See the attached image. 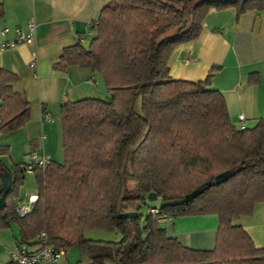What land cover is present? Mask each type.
Instances as JSON below:
<instances>
[{
	"label": "trees",
	"instance_id": "16d2710c",
	"mask_svg": "<svg viewBox=\"0 0 264 264\" xmlns=\"http://www.w3.org/2000/svg\"><path fill=\"white\" fill-rule=\"evenodd\" d=\"M226 8L237 15L260 12L264 0L107 1L89 27L88 43L79 37L64 47L53 68L90 67L108 97L61 103L64 161L50 158L32 170L37 198L25 215L17 213L15 199L26 167L0 159V171L12 175L0 229L14 223L19 245H35L44 231L56 248L77 246L82 264H264V247L235 223L264 202V118L244 129L231 122L223 94L210 84L215 67L199 80L169 74L173 49L199 36L210 10ZM19 80L0 68V135L31 119L30 102L13 86ZM257 81L251 74L249 82ZM8 154L0 145V157ZM219 174L227 177L216 183ZM149 194L163 204L144 215ZM205 214L218 217L212 249L184 246L161 223ZM92 229L116 231L120 238H86Z\"/></svg>",
	"mask_w": 264,
	"mask_h": 264
},
{
	"label": "crops",
	"instance_id": "0c3cea01",
	"mask_svg": "<svg viewBox=\"0 0 264 264\" xmlns=\"http://www.w3.org/2000/svg\"><path fill=\"white\" fill-rule=\"evenodd\" d=\"M107 1L0 0L4 7L0 30L11 29L3 38L13 37L12 29L16 26L24 28L31 19L37 27L32 44L21 43L0 50V68L20 77L13 86L24 91L31 105V119L25 126L0 135V145L9 147V154L0 157L6 166L10 162L24 163L22 159H27L32 147L42 149L53 161L60 162L54 158L50 142L45 144L49 136L44 131L50 132L54 117L59 119L61 103L68 99L108 97V90L106 94L101 79L90 67L70 65L64 71L53 68L64 47L75 44L79 37L86 41L90 25ZM168 65L171 77L187 80L204 79L215 67L210 84L223 94L231 122L236 127L241 123L248 128L255 126L264 118V10L240 15L233 8L210 10L202 22L199 36L177 45ZM251 74L258 77L254 84L249 82ZM43 108L49 113L50 121H42ZM239 115L244 116V121ZM11 134L19 137V141L7 139ZM22 189L15 199V207L20 200H27L37 193H22ZM238 219L255 246L264 247V202L255 203L250 215ZM161 223L166 234L176 237L184 246L194 249L214 247L218 227L216 214L164 218ZM18 238V227L14 223L0 229V264H10V251L18 248ZM30 246V249L36 247ZM68 253L70 251L65 252L59 264L68 262Z\"/></svg>",
	"mask_w": 264,
	"mask_h": 264
},
{
	"label": "built area",
	"instance_id": "2783aa9c",
	"mask_svg": "<svg viewBox=\"0 0 264 264\" xmlns=\"http://www.w3.org/2000/svg\"><path fill=\"white\" fill-rule=\"evenodd\" d=\"M11 29L4 27L0 30V50L14 47L18 44H32L36 37V23L34 20H29L25 27L16 26L12 29L14 36L11 38H3ZM91 35L88 30L86 36ZM83 41V40H81ZM34 64V63H32ZM239 119L244 121V116L239 115ZM51 117L46 110H43L42 121H50ZM240 129L246 128L244 123L239 126ZM45 136L42 135V138ZM28 163L26 170L32 171L34 168H44L50 163V157L40 148L32 147L27 154ZM37 195H30L27 200H20L15 209L19 215L29 213L36 201ZM157 212V209L153 210ZM35 248L30 249V245L21 244L17 249L10 251V264H59L65 255V250L56 248L47 241L46 233L41 232L37 238Z\"/></svg>",
	"mask_w": 264,
	"mask_h": 264
},
{
	"label": "rangeland",
	"instance_id": "374dc122",
	"mask_svg": "<svg viewBox=\"0 0 264 264\" xmlns=\"http://www.w3.org/2000/svg\"><path fill=\"white\" fill-rule=\"evenodd\" d=\"M88 42L87 40L84 42V44L86 45ZM100 78V77H99ZM101 87H103V89L105 88V92L107 94V88L105 87L103 81L101 82ZM136 108L138 109L140 106V98H137L136 100ZM30 121V120H29ZM28 121V122H29ZM27 122V123H28ZM52 129L46 130L44 131V133H46L49 137L46 140L47 144L48 142H50V146L52 147V150L54 151V158H56V160L63 162L64 161V152H63V146H62V132H61V126H60V122L58 117H54L52 119ZM49 123V122H48ZM7 135V134H6ZM2 136V135H1ZM7 137V136H6ZM11 139V141L13 140L14 142H18L19 141V137L16 136H12L9 135L7 139ZM6 139V138H5ZM23 160V168L26 167L25 164L28 163V158L26 159H22ZM11 163L9 164V166H11ZM21 163V162H20ZM1 182V179H0ZM23 187L22 189V193L24 191H37V185H36V181H35V177H34V173L32 171H28L25 170L24 172V182L23 185L21 186ZM25 196V195H24ZM163 204L162 200L160 198H151L146 200V204L142 206L141 208V213L146 215L149 212H153L155 213L151 208H159L161 205ZM235 223H239V219H235ZM84 236L86 238H90V239H101V240H118L120 238V234L116 231H106V230H86L84 232ZM79 259V249L77 246H74L71 250L70 253H68L67 255V260L65 264H81L80 262H78Z\"/></svg>",
	"mask_w": 264,
	"mask_h": 264
},
{
	"label": "water",
	"instance_id": "95a60500",
	"mask_svg": "<svg viewBox=\"0 0 264 264\" xmlns=\"http://www.w3.org/2000/svg\"><path fill=\"white\" fill-rule=\"evenodd\" d=\"M227 177V174H219L215 177V182L219 183L223 179ZM0 179H1V186H0V208L4 207L6 205V194L9 192L11 185H12V175L7 170L4 169L0 171ZM210 183L208 182L207 185ZM202 190L201 187H198L197 189L193 190L192 192L186 194L184 196V200H189L193 198L196 194H198ZM148 199L156 198L155 194H149L147 196ZM133 214H128V216H131Z\"/></svg>",
	"mask_w": 264,
	"mask_h": 264
}]
</instances>
